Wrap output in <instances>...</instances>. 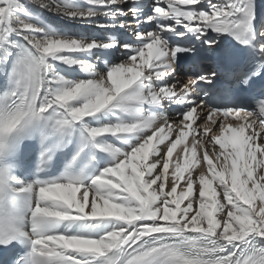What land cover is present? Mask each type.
Here are the masks:
<instances>
[{
  "label": "snow or ice",
  "instance_id": "obj_1",
  "mask_svg": "<svg viewBox=\"0 0 264 264\" xmlns=\"http://www.w3.org/2000/svg\"><path fill=\"white\" fill-rule=\"evenodd\" d=\"M30 3L0 0V264H264L256 0Z\"/></svg>",
  "mask_w": 264,
  "mask_h": 264
},
{
  "label": "bare ground",
  "instance_id": "obj_2",
  "mask_svg": "<svg viewBox=\"0 0 264 264\" xmlns=\"http://www.w3.org/2000/svg\"><path fill=\"white\" fill-rule=\"evenodd\" d=\"M30 8H32L33 11L39 12L40 10L30 3V0H23ZM83 2V0H81ZM146 2H149V0H146ZM43 17L50 23L59 25L60 27L66 29L67 31L73 33V34H89V35H96V36H106L108 34L115 35L119 38H121L124 34H130L133 31L135 25L134 23L130 27H126L124 29H121L119 27L116 28H110V29H100L97 27L98 23H110V21H107L104 17H98L94 20H67L62 17H56L53 16L51 13L43 12ZM264 15V14H263ZM121 20L130 21L131 15L129 14L126 17H119L116 21L117 24L120 23ZM143 31V30H142ZM118 56H123L124 52L123 50H120V52L117 53ZM166 115L171 116L173 119H175L172 115L169 109L166 110ZM199 126V125H198ZM197 125H193V128H197ZM175 127V124L173 125ZM194 133L190 132L189 136L185 140L183 144L177 145V148L173 151V162L177 159V154H179L181 157L183 156V151L185 145L189 148V158H191V144L193 140ZM172 139H175V134H173ZM232 140L236 141L237 138L235 136H232ZM218 147V146H217ZM200 154V150L198 149V156ZM181 165H183V160H180ZM199 165L193 164L192 168H198ZM173 170V164H170V172ZM191 170V169H190ZM187 175V172L185 173ZM180 191V188H178V193ZM186 203V201H185ZM183 206V205H182Z\"/></svg>",
  "mask_w": 264,
  "mask_h": 264
},
{
  "label": "rangeland",
  "instance_id": "obj_3",
  "mask_svg": "<svg viewBox=\"0 0 264 264\" xmlns=\"http://www.w3.org/2000/svg\"><path fill=\"white\" fill-rule=\"evenodd\" d=\"M214 2H215V0H214ZM32 9V8H31Z\"/></svg>",
  "mask_w": 264,
  "mask_h": 264
}]
</instances>
